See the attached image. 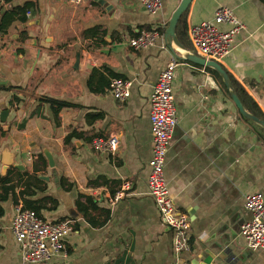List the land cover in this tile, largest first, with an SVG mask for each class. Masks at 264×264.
I'll list each match as a JSON object with an SVG mask.
<instances>
[{
  "label": "crops",
  "instance_id": "obj_1",
  "mask_svg": "<svg viewBox=\"0 0 264 264\" xmlns=\"http://www.w3.org/2000/svg\"><path fill=\"white\" fill-rule=\"evenodd\" d=\"M163 1L156 15L147 14L140 0H90L79 8L66 0H5L0 7V156L8 150L5 159L13 162L2 172L0 161V264H24L10 231L16 208H22V191L43 207L45 221L73 222L66 255L45 264H203L205 250L222 254L224 261L217 264H264V248L250 249L240 235L250 219L245 197L264 195L259 127L239 117L216 76L184 60H178L172 81L176 125L164 178L174 206L188 217L189 253L175 256L173 234L149 195V96L175 57L176 47L169 50L163 35L181 0ZM219 7L232 8L246 29L235 36L220 65L264 121V4L192 0L186 30L211 20ZM95 27L98 36L88 38L85 33ZM154 29L162 36L154 47L129 46L140 32ZM94 70L98 73L92 79ZM113 79L132 82L126 101L113 99ZM40 97L75 106L55 111ZM3 111H8L4 121ZM113 136L115 151L91 147L92 139ZM124 184L126 196L111 204ZM11 185L16 204L6 191ZM87 198L97 211L84 217L76 203L84 209ZM100 211L109 217L95 226L104 219Z\"/></svg>",
  "mask_w": 264,
  "mask_h": 264
},
{
  "label": "built area",
  "instance_id": "obj_2",
  "mask_svg": "<svg viewBox=\"0 0 264 264\" xmlns=\"http://www.w3.org/2000/svg\"><path fill=\"white\" fill-rule=\"evenodd\" d=\"M5 0H0V7ZM75 8L88 6L90 0H66ZM147 14L156 15L164 6L163 0H140ZM224 25L226 29L218 27ZM245 25L235 16L232 8L219 7L213 18L187 29L193 52L206 61L223 62L231 53L234 38L245 31ZM158 30L142 31L129 40V46L139 50L154 47L161 39ZM2 39L0 37V47ZM178 60L174 57L159 74L149 96V123L152 135L151 158L148 162L147 180L149 195L163 223L173 234V251L178 258L191 251L188 217L174 206L164 178L165 157L171 135L176 125V108L172 94V81ZM132 82L113 79L110 84L113 99L124 102L130 97ZM117 138H94L91 147L98 151L113 152ZM128 185L124 184L110 201L111 204L126 196ZM245 210L250 219L240 229V235L250 249L264 248V195L254 193L244 200ZM10 231L19 247L20 258L24 264H45L52 259L65 256V240L74 231L73 222L61 220L47 222L34 211L17 207L11 221Z\"/></svg>",
  "mask_w": 264,
  "mask_h": 264
},
{
  "label": "water",
  "instance_id": "obj_3",
  "mask_svg": "<svg viewBox=\"0 0 264 264\" xmlns=\"http://www.w3.org/2000/svg\"><path fill=\"white\" fill-rule=\"evenodd\" d=\"M192 3V0H181L179 5L177 6V8L174 10V12L172 13L170 20L168 22V26L164 31V35H163V40L165 43V46L169 49L172 50V45H174L176 47V51L173 52L174 56L177 60H184L186 62L204 67V68H209L212 69L213 71H215L228 95L229 98L231 99L233 105L235 106V108L237 109L238 113L244 117L247 121H249L250 123H252L253 125L259 127L260 129H262L264 131V121L261 119H258L257 117H255L254 115L250 114L249 112L246 111V109L244 108L243 104L241 103L235 89L234 86L231 82V79L229 77V75L227 74V72L223 69L222 65H220L219 63H216L214 61H206L204 59H202L201 57L197 56L193 51H187L186 49H184V47H182V45L180 44V42L177 39L176 36V26L177 23L180 19V17L188 10L190 4ZM79 62V57H77V60L75 62V64L77 65ZM8 114V111H3L1 113V118L4 121V117ZM44 155L47 159L48 165L50 167H53V161L51 156L44 152ZM1 163L3 165L2 167V172L4 170H6L9 166H11L13 164L12 161L10 160H6L5 158L8 157V150L3 151L1 153ZM20 169V167H18ZM215 249H221L220 245L215 244L214 245ZM206 258L203 260V264H217V261H224V258L221 255H215L211 252H209L208 250H205Z\"/></svg>",
  "mask_w": 264,
  "mask_h": 264
},
{
  "label": "trees",
  "instance_id": "obj_4",
  "mask_svg": "<svg viewBox=\"0 0 264 264\" xmlns=\"http://www.w3.org/2000/svg\"><path fill=\"white\" fill-rule=\"evenodd\" d=\"M263 4H264V0H260ZM186 16H187V11L180 17L178 23H177V26H176V36H177V39L178 41L180 42V44L182 45V47H184V49H186L187 51H193L192 49V46H191V43L188 39V36H187V30H186ZM11 20V18H8L6 21L7 23H9ZM3 28L2 26L0 27V29ZM85 35L88 37V38H91V39H94L98 36V28L95 27V28H92V29H89ZM136 35V34H135ZM186 62V61H184ZM208 71H210L214 76L217 77V79L221 82L223 88H224V91L227 93L219 75L213 71L212 69H209V68H206ZM98 72L97 71H93L90 78H94L95 75L97 74ZM113 78H119L117 75H113L111 74ZM101 79V78H100ZM231 79V82L234 86V89L241 101V103L243 104L244 108L246 109L247 112H249L250 114L254 115L255 117H257L258 119H261L262 120V115L261 113L259 112V109L257 108L256 104L252 101V99L250 97L247 96V94L238 86L237 83H235V81ZM104 83V81H103ZM109 83L106 84V86L108 85ZM101 89V88H100ZM104 91V88H102V92ZM101 92V91H100ZM38 101L40 103H44V104H48L51 106V108H53V110L55 109V111L57 110H60L62 108H71L75 105H72V104H69V103H66V102H61V101H57V100H54V99H51V98H47V97H40L38 99ZM239 117L244 120L245 122L247 123H250L249 121H247L244 117H242L239 113H238ZM252 125V123H250ZM257 128V127H256ZM259 129V136L261 137L262 141L264 142V131L260 128ZM74 136V133L72 134H69L65 140H64V145H67L70 143V140L72 139V137ZM40 159L43 161L45 167H46V160L45 158L40 155ZM7 180L4 181V183H6ZM37 183H43L42 181L40 180H37ZM65 183V180L63 178L60 179V185L63 186V184ZM28 187V185H27ZM35 188H37V190L39 191H42L43 190V187H40V186H36ZM14 186H9L6 191H10V193L13 194V198H14V203L16 204L17 203V200H15V195H14ZM20 196L22 197V209H25V210H31V211H34L36 213V215L40 218H42V215H41V211L43 209V207L39 204L38 205V201H30V200H27L26 198H24V196H28V194L24 191L20 192ZM87 203H88V207L84 208V209H81V205L79 204V202L77 201L76 203V207H77V210L78 212H80L84 217H87V212L88 211H97L96 208H95V204L93 203L92 201V198H87ZM100 214L102 216H104V219L101 221H99L97 224H95V226H100L102 225L106 220L107 218L109 217V213L108 211H104V212H101L100 211ZM43 219V218H42ZM44 220V219H43Z\"/></svg>",
  "mask_w": 264,
  "mask_h": 264
}]
</instances>
